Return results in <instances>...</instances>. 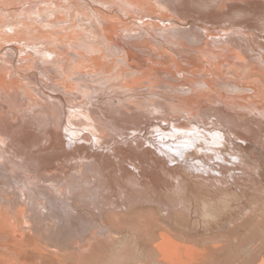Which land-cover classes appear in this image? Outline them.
<instances>
[{"label":"bare ground","instance_id":"obj_1","mask_svg":"<svg viewBox=\"0 0 264 264\" xmlns=\"http://www.w3.org/2000/svg\"><path fill=\"white\" fill-rule=\"evenodd\" d=\"M209 1L0 0V264H46V253L61 264H99L94 249L125 245L121 209L141 198H155L169 217L181 222L194 215L195 223L203 222L206 229L220 227L255 205L261 188L256 170L262 163L256 157L243 160V149L231 138L264 149V122L257 117L258 123L240 121L242 114L238 118L229 112L247 109L264 119V87L245 80L253 75L251 63L242 49L230 47L238 33L235 25L249 21L225 29L205 24L234 22L239 11L258 13L254 22L264 21V0H219L226 10L211 18L204 10ZM198 11H204L203 20L198 18L202 25L185 28L188 16ZM166 44L189 47L203 61L186 58V64L194 65L187 74L182 66L152 62L145 68L147 75H133L138 77L129 85L128 74L143 69L130 59L149 51L157 54ZM217 84L226 88L217 89ZM153 87L174 92L175 99L131 102L128 97L129 105L123 104L124 98L109 110L112 115L117 110L114 119L129 113L124 118L130 125L124 129L141 130L149 120L157 139L144 140L170 161L175 160L170 152L176 153L194 185L188 186L180 169H169L165 158L153 151H101L109 145L110 133L115 137L112 130L119 129L97 115L101 109L96 113L86 106V97L128 95L138 89L153 95ZM258 93L263 96L255 98ZM16 113L25 116L24 124L10 121ZM22 127L34 137L24 141ZM91 137L97 151L90 148ZM213 158L220 163L209 165ZM137 236H128L134 238V254L115 256L119 264H214L207 250L182 244L167 233H160L152 246Z\"/></svg>","mask_w":264,"mask_h":264},{"label":"rangeland","instance_id":"obj_2","mask_svg":"<svg viewBox=\"0 0 264 264\" xmlns=\"http://www.w3.org/2000/svg\"><path fill=\"white\" fill-rule=\"evenodd\" d=\"M226 1H228V3L231 2L230 0H226ZM209 4H211L209 7L204 8L205 12H207L206 15L210 16L209 18L217 17V16L221 15L226 10V7L224 6V4L221 3L219 0H210ZM187 9L188 8H186L184 10H187ZM241 9H244V8H241ZM177 10L179 11L178 8H177ZM244 10L247 11V9H244ZM203 12L204 11H198V12L193 13L190 16H188V22L189 23L187 25H185L184 27L188 28V26L192 25V24H194L195 26L202 25L200 23L202 21L199 20L198 18H201V13H203ZM209 12H211V13L209 14ZM241 12H242V14L239 15ZM241 12L239 11L237 13V16H236V19L234 20V22L223 21V20L221 21V20L217 19V21H212V22L207 23L205 25L207 27H210V26L213 27L214 26V28H222L223 27V29H225V28H229V27L230 28L234 27L235 23H238V22L240 23V21H249L248 24H246V25L244 24V22H243V24H241V26L235 25V28L237 29V31L235 30V32L236 33L238 32V33L236 35H234V37H232L233 42H231V45H234V47H236V48H234L233 46H230V47L232 49H235V50H238V48L242 49L243 54H245L244 55L245 58L247 60L249 59L248 61H249V63H251V68H250L251 71L250 72H252L253 75H250L245 80L248 79L247 82L249 84H253V85L257 86L258 88L264 87V81H263L264 80V74H263L264 70H262L264 68V52L262 51V50H264V21L254 22V19L259 16L258 13L250 14V13L244 12V11H241ZM196 14H198V16H196ZM204 17L205 16H203L201 19L203 20ZM253 17H254V19H253ZM194 19L196 20L197 24H196V22L192 21ZM183 23H184L183 21L179 22V24H181V25ZM220 26H222V27H220ZM246 34H248V36ZM153 37L155 38V40L160 39L158 36L156 37L155 35H153ZM165 46H167V47L166 48H164V47L159 48L158 50L160 52L157 50V54H152L149 51V52H147L149 55L146 53L144 56H142L143 58L135 56L134 59L133 58L130 59V61L138 63L140 65V67L143 69H141V72H139V73L138 72H132V73L128 74V75H132L131 77L130 76L127 77L130 80L129 85H131L132 82L133 83L135 82V81H132V79L134 80V77L142 76L143 74L147 75L145 72V68L149 65V63L151 64L152 62L153 63L160 62L162 64L166 63L167 65L176 64L180 67L182 66L183 67L182 69L185 68L183 70L182 74H184V72H185V74H187V69L188 70L193 69L194 65L186 64L185 60L191 59V58L195 59V57H196L197 58L196 60H198L200 62L203 61L202 58L196 56V54L198 52L191 50L189 47H184V46H180V45H170V44H166ZM170 46L171 47L173 46V47L171 48ZM175 46H177V47H175ZM182 47H183V50H182ZM179 48H181V50ZM187 48H189V49L187 50ZM174 49H177V50H174ZM258 51H260V52H258ZM150 53H151V55H150ZM162 53H165L166 57L168 56L167 62L165 59L166 57L159 56ZM226 53H229V50H226ZM259 53H261L262 55ZM183 55L185 58L182 57ZM189 55L192 57H189ZM147 57H148V59H147ZM149 57H151V58L153 57V58L151 59ZM257 57H258V59L256 60ZM138 58H140V60ZM141 58L142 59L145 58L144 60H147L148 62L142 60V63H141ZM160 58H162L161 60H163V62L160 60ZM174 58H175V60H174ZM251 58H255V59H251ZM171 59H172L173 63H172ZM259 59H261V60H259ZM177 60H178V62L176 63ZM169 62L171 64H169ZM261 64H262V66H261ZM206 65L208 66V64H206ZM259 68H261V69H259ZM124 69H128V68H124ZM255 70H256V72H255ZM258 73L261 74L262 77H260V75ZM133 75H138V76H133ZM256 80H260V82L258 83ZM122 81H124V80H122ZM147 83L148 82H146V84ZM144 84H145V82L140 83L141 86L142 85L145 86ZM218 87L221 88L222 90H224L226 88V87L224 88V86L222 84H220V85L217 84L216 88L219 89ZM82 88L87 89V87H82ZM88 90H90V89L88 88ZM152 90L154 93L156 92L155 94H153L154 96L148 94V91H145L144 89H138V90H132V92H131V90L128 91V95L123 94V93L113 92V94L109 93L107 96L106 95H100V96H94V97H86L87 100L86 99L84 100L86 106L88 105V107L94 108L96 113L99 111V109H101L102 115H101L100 111L97 113V115L101 116V118L103 120L106 117L107 118L109 117L108 119L106 118V120H104V121L109 122L113 126H115L114 128L116 130H118V129L120 130V131L118 130V132L115 130H112V134H114L115 137H112V135L110 133L111 137L109 139V143H108L109 145H107L106 147L104 146V148H102L101 151L104 153H107V154L111 153L112 148H114L116 150H118L119 148H133L137 152H139L140 149L143 151L144 150L153 151L156 156L165 158L166 165L169 169H180V174L184 178V180L188 183V186L192 185V184L194 185L193 181L195 179H193L190 175H188L187 164L185 162H183V160L181 158H179L178 155H176V153L170 152L171 154L175 155L174 156L175 160L170 161L164 155L162 156L159 153V151L157 150V148L154 149V147L151 146L148 143V141L144 140L145 137L149 138V139H153V140L157 139L156 138V129H155V127H153V128L151 127L149 120L144 121V124L140 125L141 130H133V129L128 130V129H124V127L126 128L128 125H130V119L124 118V116L128 115L129 113H123V117L121 119H114L113 115L114 116L118 115L117 110L113 115L109 110V107L119 106L123 102L124 98L125 99L127 98L126 100L124 99V102H123V104L125 103L126 105H129V101H131V102L132 101L134 102L136 100L137 101H142V100L144 101L145 99H148L151 97L158 98L159 100L165 99L166 101H169V102H172V100L175 99L174 94H173L174 92L167 91V93H166V91L164 89H160L158 87H153ZM244 91H243L244 94H246V95L249 94L248 95V96H250L249 99H254L251 97L252 94L250 91H246V90H244ZM145 92L147 94L146 96H145ZM164 93H166V94H164ZM259 93H261V92H259ZM259 93H258L257 97L255 96V98H261L263 96V95H260ZM131 94L135 95L134 98ZM111 95H114L116 97L111 96ZM158 95L160 97H158ZM230 96H231V94H230ZM121 97H123V98H121ZM128 97L130 98V100ZM62 100L65 102L64 97H62ZM88 103L92 104V105H89ZM85 104H83V105H85ZM108 110H109V112H108ZM237 110H235V111L239 112V114L236 112L234 113V111L232 112L230 110H229V112H231L232 114H235V115L237 114L238 118L242 114L241 115L242 119L239 118L240 121L250 119V121H254L255 123H258L256 120L258 118V120L264 122V119H262V117L256 116L257 114H255V116H254V114L251 112L249 114V111L247 109H245V110L237 109ZM226 111H228V109ZM103 112H104L105 116H104ZM20 115L22 116V113H16V114L12 115L10 121L12 122V120H13V122L15 121L18 124H20V123L24 124L26 122L25 116L24 115L22 116L23 121L20 122L21 120L18 119ZM110 119L113 121H111ZM116 122H118V123L116 124ZM127 123H129V124H127ZM151 123L157 124V121L153 120V122H151ZM18 124L17 125L14 124V126L18 127ZM126 124H127V126H126ZM123 125H125V126H123ZM161 126L164 127L165 125L161 124ZM20 130L23 131L24 141H26L28 138L34 137V135L31 134V132L29 130H26L24 127L20 128ZM20 130H19V132H20ZM113 132H115V133H113ZM116 133H117V135H116ZM137 138H139V139H137ZM23 139H21V140H23ZM89 139L91 141V143L89 142L90 148L92 149V151H97V149H95V148H97L98 146L95 145L94 139L92 137ZM231 139L233 140V143L235 146H238L239 148L243 149V151H244V152H242L243 160L245 158V160L248 161L249 160L248 158L256 157L262 163L259 166L260 168H258L256 170V172L259 175L257 177V179L259 181V186L262 189L260 188V192H257L258 196H257V199L255 201V205L252 204V206H250L251 209H249L248 211H245L244 213H242L238 217L234 218L230 222H229V220L222 222L223 223V224L221 223L222 227L221 226L220 227L214 226L213 228L206 229L203 222L195 223L196 218H194V215H192V218H189V217L184 218L185 220L183 222H181L182 220L178 221L179 217H178V219L176 216H172V217L170 216L169 217V215L166 213L167 212L166 209L159 207L157 205L155 198L150 199V200H146L144 198L138 199L139 201L135 203L136 205L133 204L129 208L121 209L122 212L120 210L118 211L119 213L120 212L123 213V216H122V214L120 215V218L122 217L120 220L123 221L124 226L123 227L121 226L120 231L123 232V235L125 238L123 244H125V245H122V243L116 242V243L110 244L111 246L107 245L108 247L104 246V248L103 247H101V248L99 247L98 249L95 248L93 256L94 257H97V256L100 257L99 264H116V263H118L119 259H117V257H115V256H119V257L122 256L123 257L128 252L134 254L135 251L133 248L134 247L133 241L137 235H138L137 238H138L139 242L149 243L152 246L153 244L159 242V234L162 232L167 233L174 240H176L182 244L191 245L197 249L207 250L208 253H210V256L213 258L214 264H235L236 262L238 264H264V149L261 148L260 146L256 145V144H254L251 141L249 143L248 141L246 142V141H243L241 139H234V138H231ZM136 140H140L141 143L136 144ZM76 143L79 144L80 141H76ZM139 145H141V146L139 147ZM109 146H110V148H109ZM217 148L222 149L221 146L220 147L218 146ZM35 150H36V148H33L32 152H34ZM98 151H100L99 148H98ZM147 156L150 157L151 155L148 153ZM115 161H118V159H115ZM188 163H192V161H189ZM207 163L211 166H215L214 164L220 163V162L213 158L211 161H207ZM127 168L129 169V166H127ZM260 172H261V175L259 174ZM187 194H189V193H187ZM259 199H260V201H259ZM76 204H77V201H76ZM174 217H175V219H174ZM132 225H134V226H132ZM135 227H137V229H135ZM216 228H218V229H216ZM130 230H133L134 232H132ZM130 232H132L133 234ZM126 235H127V237H126ZM133 235H135V237ZM128 236L129 237L132 236L134 238H132V237L129 238ZM72 239H74V238H72ZM126 239L127 240L130 239V240L127 241ZM47 244H49V243H47ZM131 244L133 246H131ZM48 246H50L52 248V246L50 244ZM122 246H124V249L122 248ZM106 248H108V250L103 251ZM121 248H122V250H121ZM100 249H102V250H100ZM127 249H128V251H127ZM99 250H100V252H99ZM123 251H125V252H123ZM45 257L51 259V260L45 259V262L46 261L49 262L46 264H50V262H52V260H54L56 258V257H53V255L51 253H48V255L46 253ZM50 257H52L53 259ZM75 258L76 257L73 256V259H75ZM109 259L111 261H109ZM115 260L117 262H115ZM53 262L56 264H61V261L56 260V259ZM53 262L51 264H53ZM233 262H235V263H233ZM122 263L124 264V260H122Z\"/></svg>","mask_w":264,"mask_h":264}]
</instances>
